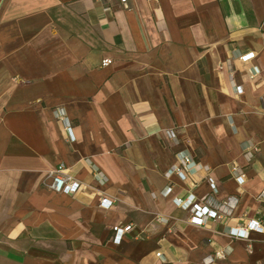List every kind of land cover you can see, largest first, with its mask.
Here are the masks:
<instances>
[{
	"label": "crops",
	"instance_id": "crops-1",
	"mask_svg": "<svg viewBox=\"0 0 264 264\" xmlns=\"http://www.w3.org/2000/svg\"><path fill=\"white\" fill-rule=\"evenodd\" d=\"M263 186L264 0H0V264H264ZM206 193L236 204L196 224Z\"/></svg>",
	"mask_w": 264,
	"mask_h": 264
},
{
	"label": "built area",
	"instance_id": "built-area-1",
	"mask_svg": "<svg viewBox=\"0 0 264 264\" xmlns=\"http://www.w3.org/2000/svg\"><path fill=\"white\" fill-rule=\"evenodd\" d=\"M101 1H106V0H101ZM121 3L126 6L127 5V0H120ZM108 5L105 6L107 8ZM253 51H247L244 53L240 54V58L242 60H247L250 57L253 56ZM111 60L110 57H104L101 59V64L104 65L108 63ZM251 71L250 75H253L255 72L258 71V68L254 65L251 66ZM234 88L236 90H240L241 87L240 85H235ZM53 112L55 116L62 121L63 128L66 132V138L68 140H73L74 135L71 130V124L70 121L67 120V118L64 115V110L63 107L58 106L53 109ZM249 153V151H247ZM178 157L183 161V163L190 168H194L197 166H204L201 164L194 163L189 156L184 152V151H179L177 152ZM93 173L95 177H97L100 181L105 180V176L101 171L97 169V167L91 163ZM206 167V165H205ZM238 166L233 165L232 169L237 170ZM174 169H179L178 166L174 165ZM173 168H170L169 170L166 171V174L169 175ZM48 175L50 177L48 186L57 192H66V193H74L78 191L82 187V182L74 177V175L67 170L66 165L63 162H59L55 166L49 169ZM239 182L243 181L244 179V174L239 173L236 174L235 176ZM211 189L213 191H216L215 184L210 181ZM257 198L264 203V186L262 189L259 191ZM175 201L179 204H181L184 207H187L191 211V221L200 224L204 221L205 217H221L224 214H229L232 211V208L236 204L237 198L234 195H229L227 198H225L222 201H215L212 199L211 195L206 193L203 196H201L198 201H195L192 198H182L179 196L174 197ZM111 202V200L106 197V196H101L100 198V204L104 206H108V204ZM132 227V223H115L111 226V229L113 231L112 233V239L114 241H119L120 237L128 231ZM261 227L258 222H255L254 219L247 220L245 223H240L236 225L235 227L232 228V232L236 235H241L246 237L248 230L253 229V228H258ZM220 254L222 255L221 252L216 251L215 255ZM156 255L161 256L162 253L161 251H156ZM212 261V255L207 254L203 257V264H209Z\"/></svg>",
	"mask_w": 264,
	"mask_h": 264
}]
</instances>
